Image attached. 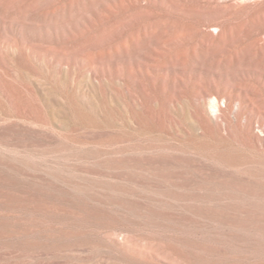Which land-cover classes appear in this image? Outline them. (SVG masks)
Masks as SVG:
<instances>
[{
	"label": "rangeland",
	"instance_id": "obj_1",
	"mask_svg": "<svg viewBox=\"0 0 264 264\" xmlns=\"http://www.w3.org/2000/svg\"><path fill=\"white\" fill-rule=\"evenodd\" d=\"M258 2L0 0V264H264Z\"/></svg>",
	"mask_w": 264,
	"mask_h": 264
},
{
	"label": "bare ground",
	"instance_id": "obj_2",
	"mask_svg": "<svg viewBox=\"0 0 264 264\" xmlns=\"http://www.w3.org/2000/svg\"><path fill=\"white\" fill-rule=\"evenodd\" d=\"M222 7L223 6H220V4H215L213 5L212 7H210L209 9H211V11L217 13L219 11L222 10ZM230 7V6H229ZM260 9H264V2H258L254 5H249V6H240V7H237L234 9V12H242V11H245V10H254V11H258ZM226 34V29H224V27L221 28L218 36H216L217 39L219 40H223L224 36ZM136 42H138L136 40ZM210 45H211V42H209L207 44L208 48L210 49ZM122 47L125 48V51L129 52L127 50V44L126 42H123L122 44ZM155 51V50H154ZM156 54H160V52L158 51H155ZM99 58L98 60L95 59L94 57H89L90 60H92V62H97L99 65H102L104 63H106L108 60V58H103V54L102 53H99ZM180 56V53H177V56H176V53L174 55V58H173V62L171 64V66L175 67L176 66V62L180 63V64H184L186 65L187 63V58H183V57H179ZM176 57H177V60H176ZM153 62H156L158 59L157 57L156 58H153L152 59ZM225 66H226V69L228 70V68L230 67V62L231 60L228 58V59H225ZM201 63V62H200ZM219 62H216L215 64H219ZM214 64V63H213ZM264 67V66H263ZM198 84H199V88L201 89V94L205 95V96H210V95H215L216 97H220L221 96V93L219 92V90H217L215 88L214 85H212V83L210 82V84H206V83H203L201 82L200 80L198 81ZM186 86V82L184 80H181L179 82L178 85H176V90L177 92L180 94L182 92V88ZM237 87L243 89L245 91V95H246V98L248 99L249 103L253 104L256 102V105L257 107L259 108H264V94L262 93L261 89L258 88V86L252 84V83H241V82H238L236 84ZM245 98V99H246ZM258 100V102H257ZM201 107V116L203 118H205L207 121H209L208 119V116L206 115V112L204 110V108L202 106ZM232 105H231V100L229 99V103H228V109H231ZM195 113V112H194ZM260 130L262 132H264V123L263 121H260Z\"/></svg>",
	"mask_w": 264,
	"mask_h": 264
}]
</instances>
